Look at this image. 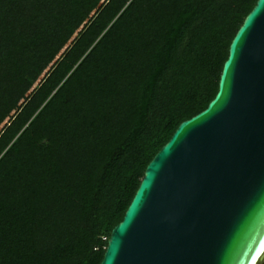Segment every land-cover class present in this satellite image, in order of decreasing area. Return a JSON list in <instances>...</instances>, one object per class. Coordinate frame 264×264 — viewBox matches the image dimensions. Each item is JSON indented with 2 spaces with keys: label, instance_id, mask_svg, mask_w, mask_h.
<instances>
[{
  "label": "trees",
  "instance_id": "trees-1",
  "mask_svg": "<svg viewBox=\"0 0 264 264\" xmlns=\"http://www.w3.org/2000/svg\"><path fill=\"white\" fill-rule=\"evenodd\" d=\"M255 1L0 0V264L100 262Z\"/></svg>",
  "mask_w": 264,
  "mask_h": 264
},
{
  "label": "water",
  "instance_id": "water-1",
  "mask_svg": "<svg viewBox=\"0 0 264 264\" xmlns=\"http://www.w3.org/2000/svg\"><path fill=\"white\" fill-rule=\"evenodd\" d=\"M264 0L217 89L145 166L98 264H264Z\"/></svg>",
  "mask_w": 264,
  "mask_h": 264
},
{
  "label": "rangeland",
  "instance_id": "rangeland-1",
  "mask_svg": "<svg viewBox=\"0 0 264 264\" xmlns=\"http://www.w3.org/2000/svg\"><path fill=\"white\" fill-rule=\"evenodd\" d=\"M262 261L264 262V258H263V260H262ZM260 264H262V262H261Z\"/></svg>",
  "mask_w": 264,
  "mask_h": 264
}]
</instances>
